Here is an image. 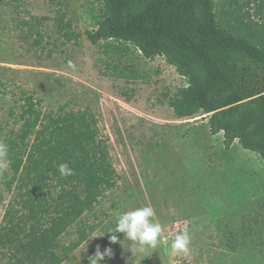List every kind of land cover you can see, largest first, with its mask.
<instances>
[{"label":"rangeland","instance_id":"1","mask_svg":"<svg viewBox=\"0 0 264 264\" xmlns=\"http://www.w3.org/2000/svg\"><path fill=\"white\" fill-rule=\"evenodd\" d=\"M238 1L228 17L219 2L220 19L235 25L241 17L260 29L259 0ZM60 14L79 38L60 37L54 21ZM98 14L95 0H0V128L11 120L8 109L21 92L46 111L90 109L121 177L96 208L103 224L95 233L105 235L91 236L63 264H89L97 246L113 252L101 264H264V158L238 142L227 149L223 133H210L206 116L178 119L170 100L187 80L164 58L146 59L132 45H94L88 33L97 30ZM29 15L51 19L43 38L22 32ZM13 199L0 181V228ZM143 206L154 208L164 232L141 262L123 234L115 233L124 247L111 244L107 233L115 228L116 213ZM182 231L191 238L187 254L170 246ZM74 234L71 228L63 243Z\"/></svg>","mask_w":264,"mask_h":264},{"label":"trees","instance_id":"2","mask_svg":"<svg viewBox=\"0 0 264 264\" xmlns=\"http://www.w3.org/2000/svg\"><path fill=\"white\" fill-rule=\"evenodd\" d=\"M95 2L97 30L88 33L94 45L116 42L136 47L146 59L164 58L187 80L170 100L176 117L206 116L210 133H223L227 149L238 142L264 158V0L260 29L241 17L235 25L220 19L218 3L228 17L238 0ZM50 20L29 15L21 21L22 32L43 38ZM54 21L61 38H79L64 15ZM8 116L0 128L9 146L0 181L14 199L0 228V264H63L102 226L96 208L121 179L109 140L90 109L46 111L26 92ZM61 163L73 174L62 176ZM71 228L75 238L64 244Z\"/></svg>","mask_w":264,"mask_h":264},{"label":"clouds","instance_id":"3","mask_svg":"<svg viewBox=\"0 0 264 264\" xmlns=\"http://www.w3.org/2000/svg\"><path fill=\"white\" fill-rule=\"evenodd\" d=\"M68 67L75 70L76 65L72 61H68ZM9 146L0 139V171L6 167L5 161L8 157ZM59 172L62 176H69L73 174V169L66 163L59 165ZM155 210L151 206H143L135 208L132 211H121L115 214V228L109 230L110 243H120L122 247L125 246V241L118 239L115 233H121L125 236L127 241L132 242L131 251L133 256L140 254L141 262L147 257L149 249L155 250L163 240L164 227L161 223L154 219ZM105 234H92V239L103 237ZM191 242L190 235L187 231H182L174 236L171 241V249L175 253L189 252V245ZM113 255L111 248H105L103 252L100 251L99 246L95 254L89 257V264H101L105 257L111 258Z\"/></svg>","mask_w":264,"mask_h":264}]
</instances>
